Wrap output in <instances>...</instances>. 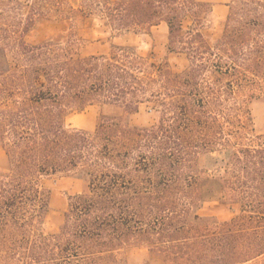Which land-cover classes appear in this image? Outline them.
I'll return each mask as SVG.
<instances>
[{
	"label": "trees",
	"instance_id": "1",
	"mask_svg": "<svg viewBox=\"0 0 264 264\" xmlns=\"http://www.w3.org/2000/svg\"><path fill=\"white\" fill-rule=\"evenodd\" d=\"M227 5L214 37L207 0H0V264H126L134 247L155 264L263 260L264 141L249 106L264 95V0ZM94 17L125 41L166 24L161 62L135 45L82 55L79 22ZM37 22L52 35L29 43ZM143 104L152 122L131 126ZM87 106L94 128L68 126ZM63 177L81 191L43 232ZM213 198L236 214L199 216Z\"/></svg>",
	"mask_w": 264,
	"mask_h": 264
},
{
	"label": "rangeland",
	"instance_id": "2",
	"mask_svg": "<svg viewBox=\"0 0 264 264\" xmlns=\"http://www.w3.org/2000/svg\"><path fill=\"white\" fill-rule=\"evenodd\" d=\"M24 1V0H22ZM72 5H77L78 0H69ZM225 7L217 6L215 11L207 20V26L212 36L217 37L220 34L221 20L224 18ZM185 25L187 22L184 23ZM78 33L80 37L79 51L82 55L90 54H108L113 45H135L139 52L143 55L150 54L151 63H159L164 57L167 50V40L161 28H156L151 37L143 38L139 41H125L114 37L105 21L99 17L87 19L84 23L79 22ZM52 35L51 27L45 22H37L33 29L27 34L25 40L29 43H37ZM175 62L177 69L181 70L186 60L183 55L176 56ZM259 100H255L250 104V112L253 123V135L262 136L261 140L253 139V143L264 141V95ZM97 111L93 106H87L83 109L74 110L67 124L70 127H78L82 129L92 130L96 123ZM153 115L149 112V105L143 104L137 113L129 117L131 126H144L150 124ZM0 170H7L6 155L0 147ZM77 182L70 179H61L52 182L53 201L51 209L47 212L39 229L43 232L57 231L62 224L65 212V204L69 193L76 190ZM197 213L202 218H211L217 221H225L236 214V210L226 203L223 199L213 198L205 200L197 209ZM143 248V247H134ZM145 249V248H144ZM144 251H147L146 249ZM140 250L132 251L129 259L130 264H135L134 255ZM148 254V252H147ZM140 254H136L139 257ZM263 261V262H262ZM146 264H155L149 260ZM264 264V259L255 263Z\"/></svg>",
	"mask_w": 264,
	"mask_h": 264
},
{
	"label": "crops",
	"instance_id": "3",
	"mask_svg": "<svg viewBox=\"0 0 264 264\" xmlns=\"http://www.w3.org/2000/svg\"><path fill=\"white\" fill-rule=\"evenodd\" d=\"M207 1H210L211 3H212V10H211V12H210V14H209V16H208V18L212 15V13L215 11V8L217 7V6H219V7H225V11H224V9H223V12H224V18L221 20V21H223L224 19H225V17H226V14H227V11H228V5H227V3H228V1L229 0H207ZM208 20V19H207ZM156 28H161L162 30H163V33H164V36H165V38H166V40H167V26H166V24H164V23H161V24H159V25H157V26H155V27H153L152 29H151V36H152V34H153V32H154V30L156 29ZM177 56H179V55H177ZM175 58H176V56H175ZM7 161V160H6ZM61 179H70V180H75L77 183V187H76V190L75 191H73L72 193H69V195H73V194H77V193H79L80 191H81V181L79 180V179H77V178H70V177H63V178H60V179H57V180H55V181H59V180H61ZM54 182V181H53ZM51 186H52V184H51ZM53 188H52V192H51V198H50V209H51V203H52V201H53ZM65 208L67 207V202H66V204H65V206H64ZM134 250H140V252L138 253H135L134 255H132V256H134V262H135V264H146L148 261H149V256H148V254H147V251H144L145 249L144 248H132V249H130L129 251H128V253L126 254V264H130L129 263V259H130V257H131V254H133L132 253V251H134ZM136 254H140L139 255V257L138 256H136ZM260 259H264V256L262 257V258H260ZM248 264H253V263H248Z\"/></svg>",
	"mask_w": 264,
	"mask_h": 264
}]
</instances>
